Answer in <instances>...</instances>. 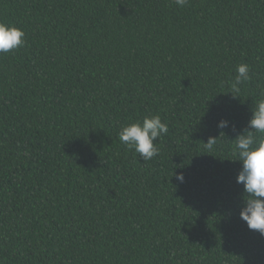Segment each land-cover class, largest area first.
<instances>
[{
    "label": "trees",
    "instance_id": "trees-1",
    "mask_svg": "<svg viewBox=\"0 0 264 264\" xmlns=\"http://www.w3.org/2000/svg\"><path fill=\"white\" fill-rule=\"evenodd\" d=\"M0 22L25 33L0 54V264H264L232 154L264 98V0H0ZM151 115L143 161L118 133Z\"/></svg>",
    "mask_w": 264,
    "mask_h": 264
},
{
    "label": "clouds",
    "instance_id": "clouds-1",
    "mask_svg": "<svg viewBox=\"0 0 264 264\" xmlns=\"http://www.w3.org/2000/svg\"><path fill=\"white\" fill-rule=\"evenodd\" d=\"M180 8L185 7L189 0H172ZM22 29L0 22V54H8L25 43ZM236 75L230 84L233 98L239 96L240 85L249 81L250 68L246 63L236 66ZM264 97V92L261 93ZM248 127L235 136L232 145L234 161L241 167L236 175V182L243 185V204L239 210V218L246 223L249 230L264 236V98L258 99L251 108ZM217 127H229V121L220 119ZM234 127V126H233ZM168 133V125L162 122L159 115L145 116L142 121L121 126L118 133L120 142L129 150L134 151L143 161L151 160L159 153L154 141ZM217 137L209 136L204 142L208 152L214 150ZM176 179L184 181L183 173H176Z\"/></svg>",
    "mask_w": 264,
    "mask_h": 264
}]
</instances>
